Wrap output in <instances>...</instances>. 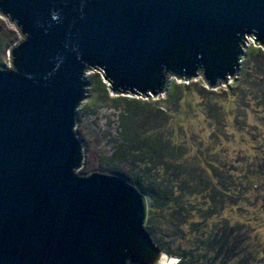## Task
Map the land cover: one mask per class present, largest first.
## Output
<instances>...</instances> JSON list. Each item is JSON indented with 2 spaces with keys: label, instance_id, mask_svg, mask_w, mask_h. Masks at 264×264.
I'll use <instances>...</instances> for the list:
<instances>
[{
  "label": "water",
  "instance_id": "obj_1",
  "mask_svg": "<svg viewBox=\"0 0 264 264\" xmlns=\"http://www.w3.org/2000/svg\"><path fill=\"white\" fill-rule=\"evenodd\" d=\"M22 36L0 68V264H168L146 196L91 172L78 139L87 72L145 96L171 76L239 75L264 0H0Z\"/></svg>",
  "mask_w": 264,
  "mask_h": 264
},
{
  "label": "rangeland",
  "instance_id": "obj_2",
  "mask_svg": "<svg viewBox=\"0 0 264 264\" xmlns=\"http://www.w3.org/2000/svg\"><path fill=\"white\" fill-rule=\"evenodd\" d=\"M21 39L0 13V68ZM241 56L238 78L208 88L200 73L172 75L157 95L111 93L87 72L78 173L127 177L149 196L145 228L171 264H264V44L249 36Z\"/></svg>",
  "mask_w": 264,
  "mask_h": 264
},
{
  "label": "trees",
  "instance_id": "obj_3",
  "mask_svg": "<svg viewBox=\"0 0 264 264\" xmlns=\"http://www.w3.org/2000/svg\"><path fill=\"white\" fill-rule=\"evenodd\" d=\"M146 199H147L148 211H149V214H150L154 210V208L152 206L151 198L149 196H146Z\"/></svg>",
  "mask_w": 264,
  "mask_h": 264
},
{
  "label": "bare ground",
  "instance_id": "obj_4",
  "mask_svg": "<svg viewBox=\"0 0 264 264\" xmlns=\"http://www.w3.org/2000/svg\"><path fill=\"white\" fill-rule=\"evenodd\" d=\"M170 260H171V259L168 258V264H169V263L171 264ZM171 261H172V260H171Z\"/></svg>",
  "mask_w": 264,
  "mask_h": 264
}]
</instances>
